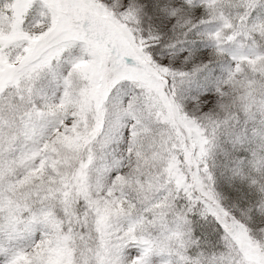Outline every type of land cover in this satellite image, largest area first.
Returning <instances> with one entry per match:
<instances>
[{
    "label": "snow or ice",
    "instance_id": "snow-or-ice-1",
    "mask_svg": "<svg viewBox=\"0 0 264 264\" xmlns=\"http://www.w3.org/2000/svg\"><path fill=\"white\" fill-rule=\"evenodd\" d=\"M0 264H264V0H0Z\"/></svg>",
    "mask_w": 264,
    "mask_h": 264
}]
</instances>
